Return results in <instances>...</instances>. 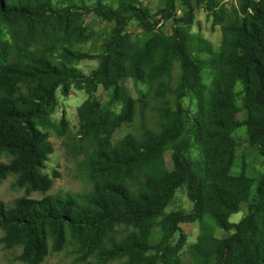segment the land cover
<instances>
[{
	"label": "trees",
	"instance_id": "trees-1",
	"mask_svg": "<svg viewBox=\"0 0 264 264\" xmlns=\"http://www.w3.org/2000/svg\"><path fill=\"white\" fill-rule=\"evenodd\" d=\"M226 2L158 0V10L150 15L139 0H119L115 8L102 0L79 7L72 0H0L9 36V42H0V152L11 157L0 162V181L13 174L25 190L11 207L0 202V230L7 247H22L17 260L41 264L49 250H61L68 232L86 264L122 258L126 264H179L184 236L174 246L170 238L180 224L208 217L228 235L197 238L192 250L201 264H264V174L244 220L229 222L252 187L249 177L230 173L235 129L245 127L264 169V0H239L237 8ZM195 5H203L220 28L217 51L190 31ZM89 14L115 25L95 56L74 49L88 39L82 16ZM132 20L141 28L139 40L124 30ZM168 21L164 35L158 25ZM83 59H97L89 74L75 67ZM173 61L180 68L175 91ZM207 69L213 72L208 84ZM125 79L147 86L145 100L128 93ZM236 83L246 112L241 121ZM95 84L109 92L108 101L90 96L77 108L76 136L81 147L90 149L83 160L90 191L28 197L48 192L57 177L41 172L52 153L47 131L63 133L67 127L64 117L57 127L50 121L56 90L63 96L71 89L90 94ZM185 97L194 101V112L182 106ZM150 99L158 103V130L143 125L138 136L127 134L112 144L113 131L133 120L138 102ZM115 104L120 105L117 114L111 110ZM194 146L199 158L191 156ZM181 186L190 211L164 213ZM118 226L132 231L115 240ZM155 226L161 237L151 243ZM90 257L93 262H87Z\"/></svg>",
	"mask_w": 264,
	"mask_h": 264
},
{
	"label": "rangeland",
	"instance_id": "rangeland-1",
	"mask_svg": "<svg viewBox=\"0 0 264 264\" xmlns=\"http://www.w3.org/2000/svg\"><path fill=\"white\" fill-rule=\"evenodd\" d=\"M76 6H82V4H92L95 0H72ZM140 3L145 6L150 15H154L159 8L158 0H139ZM119 0H102V3L115 8L118 5ZM227 7H238L239 0H227ZM177 16L180 15L178 11ZM158 18V17H155ZM84 32L87 36V41L75 46V50L84 54L97 55L100 52L102 43L108 38L110 33L115 29V25L94 15L82 16ZM161 24V23H160ZM160 26L161 32L165 35L169 28V21L163 23ZM125 32L133 40L141 39V28L136 21H130L125 27ZM190 31L194 34L202 36L207 40L213 49L217 51L219 49L221 41V32L219 26L212 24L210 17H208L204 11L203 5H195L193 11L192 22L190 25ZM0 42H9L8 36V23L0 19ZM205 57V55H201ZM53 58H57L56 54ZM97 66V59H83L76 63L75 67L82 71L84 74H89L90 71ZM212 70L204 71V82L208 84L212 78ZM172 87L175 91L180 80V68L177 61L172 62ZM128 93L135 99H144L147 86L143 84H133L129 79L123 81ZM235 105L238 109L237 119L239 121L246 118V112L241 106L242 89L239 83L235 84ZM173 94L169 97L173 100ZM56 103L53 112L50 115V121L57 127L60 124L61 119L64 117L66 121V130L63 133L56 128H52L47 131L48 140L52 145V153L48 156V160L45 162V166L41 169L42 173L52 176L53 173L57 174V177L53 178V184L51 189L44 193L32 192L28 197L40 200L44 196H63L66 194L76 196L85 194L90 191L91 186L86 180L84 175L85 169L83 166V160L85 153L89 152V147H81L76 136V130L78 127L77 120V108L88 97L92 96L96 98L99 103H106L108 101L109 92L103 90L99 85L95 84L90 94H86L82 90L71 89L66 96H63L59 89L55 92ZM158 106L157 101L148 100V102H138L136 105V111L134 118L131 122L122 123L117 127L111 135V143L114 144L120 138L127 134H133L138 136L141 132V127L144 125L151 130L157 131L159 121L157 119L155 108ZM182 106L188 113L194 112V101L189 97H185L182 100ZM112 112L117 114L120 110V105L115 104L111 108ZM234 140V158L230 173L232 175L244 174L252 180V187L250 189L247 201L240 206L237 213L233 214L229 218V222L238 223L242 222L247 214L249 206L253 205L256 201L255 186L259 179L264 174L262 166V157L257 153L256 149L249 144L246 140L245 127H239L232 133ZM191 156L199 158V150L197 146H194L191 150ZM164 158L167 166H169V152L164 154ZM11 157L0 152V162H8ZM25 195L23 187H18L15 184V175L8 174L0 181V202L5 204L6 207H11L14 201ZM191 204L186 197L185 187L181 186L174 191L173 196L169 200L164 213L178 211L189 212ZM132 231L131 228L125 226H118L114 234L115 240H119L125 237ZM184 236V243L179 250L177 256L179 258V264H201V258L194 256L193 246L195 245L197 238L204 234H209L214 238H223L228 233L223 232L215 226L213 221L204 217L200 222H194L190 224H180L178 231L170 238L169 244L174 246L180 235ZM161 237V230L158 226L153 227L150 236V242L154 243ZM51 240H49V246ZM20 245H13L7 247L4 239V232L0 230V264H24L17 260V256L21 252ZM87 262H93V258H88ZM111 264H126L125 259H117ZM41 264H86L81 260L80 254L77 252V248L70 239L69 233L65 234V242L61 250L52 251L49 250L48 254L44 258ZM161 264V263H157ZM209 264H212L210 261Z\"/></svg>",
	"mask_w": 264,
	"mask_h": 264
}]
</instances>
